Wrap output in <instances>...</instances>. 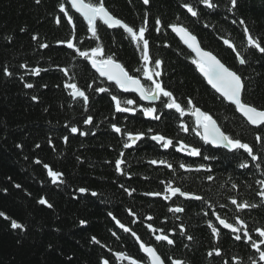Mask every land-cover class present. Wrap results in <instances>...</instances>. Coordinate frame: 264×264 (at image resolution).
Masks as SVG:
<instances>
[{"label":"trees","instance_id":"obj_1","mask_svg":"<svg viewBox=\"0 0 264 264\" xmlns=\"http://www.w3.org/2000/svg\"><path fill=\"white\" fill-rule=\"evenodd\" d=\"M185 2L194 4L198 17L187 13L182 7ZM214 2L218 4L215 10L206 9L197 0H150L148 5L142 0H105V5L115 16L137 28L143 23L145 13L148 14L146 38L150 55L163 61L160 77L163 84L182 105L191 98L203 111L213 115L228 134L252 145L260 157L256 161L243 150L213 148L191 131L183 132L180 123L194 126L193 117H180L174 110L164 109L159 101L154 105L144 104L137 96L123 94L99 77L88 61L66 44L58 43L72 37V27L59 12V4L65 3L73 16L76 24L73 42L77 47L87 51L99 43L106 55L114 54L131 74H137L140 53L122 29H109L98 21L100 40L96 41L67 0H41L40 4L35 0H0V211L27 226L26 232L13 230L10 221L0 217V264H102L103 259L109 260V264H128L127 260L115 258L117 252L145 258L135 238L120 229L112 216L135 231L143 242L156 247L162 257L180 259L184 264H223L225 260L233 264V258H238L241 264H250L249 257H257L250 245L235 241L226 229H221L219 239L214 238L207 221L217 223L213 212L229 222L239 216L256 238L253 230L264 226V203L257 195L262 188L258 181L264 180V142H256L258 130L207 85L191 63L193 54L167 27L173 23L187 27L203 48L242 75L247 89L245 99L264 104V54L248 48L243 33L246 25L264 45V0H238L237 8L231 12L228 0ZM57 16L62 17L59 25L55 22ZM156 18L163 25L159 33L154 27ZM232 20L237 23L232 24ZM33 35L39 39L33 41ZM223 39L236 45L246 59L245 64L238 63ZM41 43L49 47L40 48ZM22 63L29 68H41L40 75L21 69ZM4 66L14 73L12 77L3 75ZM62 68L68 70L67 76L60 71ZM20 76L34 87L25 88ZM65 83H76L86 92L87 111L82 98L74 100L69 95ZM89 84L92 88H88ZM98 87L109 91H95ZM112 95L122 101H137L129 107L156 106L157 114L163 115L157 121L140 111L117 113ZM33 96L38 99L33 100ZM89 115L93 123L86 125L83 121ZM112 124L120 127L121 133L113 131ZM71 127H77L78 132L71 133ZM129 131L143 132L144 136L125 149V133ZM155 134L172 139L174 146L163 148L151 139ZM64 137H68L67 142ZM180 141L199 147L201 155L193 157L177 151ZM121 152L125 161L123 174L115 169V160L121 158ZM37 159L42 163L36 164ZM153 160L158 163L152 164ZM161 160L166 164H160ZM44 163L63 173L62 182H51ZM181 163L191 170L180 168ZM240 163L249 166L240 168ZM208 176L213 179L209 181ZM168 183L203 199L190 200L177 195L165 200L163 195H145L163 194ZM233 184L237 187L233 188ZM79 188L88 191L81 193ZM92 192L97 195L93 196ZM41 198L47 199L52 207L39 204ZM230 198L258 207L237 212ZM174 207H182L184 211L170 212L169 208ZM148 216L153 219L148 220ZM81 220L86 223L81 225ZM149 223L164 229L175 244L157 242L155 236L160 233L149 231ZM92 237L100 244L93 243ZM214 247L220 248L221 256L207 255Z\"/></svg>","mask_w":264,"mask_h":264},{"label":"snow or ice","instance_id":"obj_2","mask_svg":"<svg viewBox=\"0 0 264 264\" xmlns=\"http://www.w3.org/2000/svg\"><path fill=\"white\" fill-rule=\"evenodd\" d=\"M71 5V8L75 10L76 13L83 18V21L87 24V31L91 33V38L96 41L100 40L98 36V24L97 22H102L103 25H106L109 29H122L123 33L127 34V37L130 38V41L134 44L136 50L139 51L140 56L139 60L141 66L138 67L135 72L137 74H131L125 65L119 62L115 55H106L103 46L99 43L95 47L90 48L87 51H82L77 45L73 42L76 39V24L73 22V16L69 14V10L66 8L65 3L59 4V12L63 14V17L67 18V23L72 27V37L67 40L58 41L59 44H66L68 49H73L79 57H82L84 60L89 61L91 67L99 74V77L104 78L106 81L111 82L116 88L120 89L125 93H135L138 95L141 101H148L152 105L155 102L159 101L164 109L174 110L175 113H178L180 117L189 115L194 118V126H190L183 122L180 123V128L183 132L188 133L191 131L195 134L196 137H199L205 144H210L216 147H223L231 152H237L243 150L244 153H247L253 161L260 159L254 153L253 146L247 142H243L239 138H234L232 135L228 134L217 120L207 111H203L198 107L191 98H188L186 105H182L178 101L177 97L173 94L171 90H168L163 84L160 77L162 76V64L161 59L153 58L150 55V43L146 38V32L148 31V14L145 13L143 17V23L137 28L135 26H130L123 19L118 18L105 5V0H68ZM144 5H148L150 0H142ZM200 5H203L206 9L215 10L218 8V4L214 0H197ZM36 4H40L41 0H35ZM230 7L228 11L231 12L233 9L237 8L238 0H228ZM182 7L186 9L192 17H198L199 12L193 3L185 2L182 4ZM179 19V17H177ZM62 17L57 16L55 22L57 25L61 23ZM232 24H236V20L231 21ZM241 25H245L244 20H240ZM155 31L159 33L163 27L162 22L159 18L155 19ZM167 27L171 28V31L175 33L180 41L190 50V53L193 54L191 58V63L195 66L198 73L202 76L207 85L210 86L212 90L218 97L227 104L233 106L234 111L239 113L243 120L248 124L257 129V134L255 135V140L258 143L264 142V104L257 105L254 102H249L245 99V93L247 91L244 78L232 67L226 65L216 54L210 50H206L201 46L200 41L197 39V36L194 35L187 27L181 24H170ZM23 31V29H21ZM244 37L246 39L247 47L255 49L260 54H264V45H262L259 38L254 37L248 27L245 25L243 28ZM39 37L37 35L32 36V40L36 41ZM223 44L226 45L232 52L235 53V58L239 64L243 65L246 63V59L242 56L240 51L237 50L236 45L228 39H223ZM40 48H48L47 43H41ZM21 69L26 70V72L31 73L32 75L39 76L42 69L39 67L29 68L26 63L19 65ZM66 76L68 75V70L65 68L60 69ZM3 75L6 77H12L14 73L7 67L2 68ZM19 79L23 82L25 88L31 89L34 87L32 83L24 82V77L20 76ZM46 87V85H45ZM64 87L69 89V95L75 100L82 98L85 111H87V104L89 97L84 90H82L76 83H65ZM88 88H92V85L89 84ZM100 93H106L109 91L108 88L98 87L95 89ZM33 100H37L38 97L33 96ZM111 100L115 104V111L117 113H132L135 114L137 111L142 112L143 116L151 118L153 120L159 121L163 113H158V108L156 106H140L129 107L137 104V101L134 99H124L123 101L117 96L112 95ZM124 105V106H122ZM84 124L91 125L93 123L92 116H88L84 121ZM113 131L116 133H121L122 129L116 124L111 125ZM71 133L75 134L78 132L77 127H71ZM151 131V129H149ZM81 135H87V133L81 132ZM126 141L123 144L125 149L133 147V145L140 139L143 138L144 133L138 132H126ZM67 142L68 137L63 138ZM151 139L160 143L161 146L165 149L174 146L173 140L166 138L164 135L155 134L151 136ZM51 144V140L49 141ZM18 147H20L18 145ZM36 147H39L37 145ZM177 151L184 152L189 156L197 157L201 155V149L199 147H193L184 141L179 142ZM124 153H120V157L115 160V169L118 173L123 174L122 165L125 163L123 159ZM208 157H205L207 159ZM36 164H41L42 161L37 159ZM152 164L158 163L156 160L151 161ZM160 164H166L165 161H159ZM247 163H240V168H248ZM44 169L47 171V175L50 177L53 184L62 182L63 173L55 171L52 167L46 163L43 164ZM168 168H172L171 164H167ZM202 167V166H201ZM259 167V165H257ZM180 168L185 170H191L186 168V166L181 163ZM199 171V169H196ZM210 171V169H209ZM207 179L211 181L212 176H208ZM261 184L262 188L257 193L262 198V203H264V180L258 181ZM17 188L20 185H15ZM123 187V185H121ZM233 188H236L237 185L233 184ZM6 191V190H5ZM79 192L85 193L88 191L85 188H79ZM129 195L131 191L125 189ZM93 196L97 193L92 192ZM149 196H161L163 199L169 200L172 197L177 195L185 197L186 199H195L202 200L203 197L182 191L179 187H173L171 183L165 185L164 193L161 192H149L145 193ZM41 205H46L48 208L52 207V204L48 202L47 199L41 198L38 201ZM230 203L235 206L237 212L243 211L244 209L258 207L256 204H251L248 201L239 202L236 198H230ZM225 207V205H221ZM130 211V210H129ZM170 212L180 213L184 209L182 207L169 208ZM130 214L134 215V213ZM207 216L208 213H205ZM215 216L216 224L212 220L207 221V227L211 230V234L214 238L219 239L221 236V229H226L229 231V234L235 241H242L245 244L250 245L254 249L255 253L258 254L257 257H249L250 264H264V226L256 227L253 231L255 233V239L252 232L249 230L248 224L241 219L239 216H235L234 222H229L228 219L223 218L218 212H213ZM109 216H112L109 213ZM0 217L5 220L10 221V227L13 230H20L21 232L27 231V226L23 223L18 222L17 220L9 217L6 213L0 211ZM112 219L116 222L120 229L125 233H130L132 237L135 238V241L139 245V251L144 254L143 259H137L125 252L115 253V258L117 260H127L128 264H167V261H170V264H184V261L180 259H175L172 257H162L158 252L157 248L146 244L143 242L140 237L133 231L131 228L122 224L115 216H112ZM148 220H152L153 217L148 216ZM135 222V221H133ZM86 221L81 220L80 224L84 225ZM149 231L160 233L155 236L157 242H166L167 245H174L175 241L170 238L169 234L164 232V229L154 228L151 223L147 225ZM181 233L184 232L183 225L180 226ZM113 235H116L113 232ZM189 240L192 239L191 236L187 237ZM93 243L100 244V241L95 237H92ZM51 247V245L49 246ZM209 257L221 256L222 252L220 248L214 247L211 251L207 253ZM102 264H109V260L103 259ZM223 264H229L227 260ZM233 264H241V261L238 258H233Z\"/></svg>","mask_w":264,"mask_h":264},{"label":"water","instance_id":"obj_3","mask_svg":"<svg viewBox=\"0 0 264 264\" xmlns=\"http://www.w3.org/2000/svg\"><path fill=\"white\" fill-rule=\"evenodd\" d=\"M68 1V0H67ZM69 3V2H68ZM70 4V3H69ZM71 6V5H70ZM74 10V9H73ZM74 12H75V10H74ZM76 13V12H75ZM78 15H79V13H77ZM80 16V15H79ZM169 29H170V31H171V28L169 27ZM172 32V31H171ZM172 34H174V36L180 41V39H179V37L175 34V33H173L172 32ZM181 42V41H180ZM182 43V42H181ZM182 45H183V43H182ZM186 49H187V47L185 46V45H183ZM187 50H189V49H187ZM190 51V50H189ZM89 62V61H88ZM89 64H90V62H89ZM90 66H91V64H90ZM92 68V67H91ZM93 69V68H92ZM94 70V69H93ZM95 71V70H94ZM98 74V73H97ZM99 75V74H98ZM120 90V89H119ZM121 91V90H120ZM122 92V91H121ZM122 93H125V92H122ZM125 94H134V95H136V96H138L137 94H135V93H125ZM142 102H144V103H147V104H151L150 102H148V101H142ZM156 103V102H155ZM239 114V113H238ZM240 115V114H239ZM212 147H214V148H223V147H216V146H213V145H211ZM225 149V148H224ZM182 198H184V199H186L185 197H182ZM143 254V253H142Z\"/></svg>","mask_w":264,"mask_h":264},{"label":"bare ground","instance_id":"obj_4","mask_svg":"<svg viewBox=\"0 0 264 264\" xmlns=\"http://www.w3.org/2000/svg\"><path fill=\"white\" fill-rule=\"evenodd\" d=\"M170 30V29H169ZM174 35V34H173ZM182 44V43H181ZM119 90V89H118ZM120 91V90H119ZM121 92V91H120ZM251 126V125H250ZM253 127V126H252ZM190 200H192V199H190ZM142 253V252H141ZM144 255V254H143Z\"/></svg>","mask_w":264,"mask_h":264}]
</instances>
